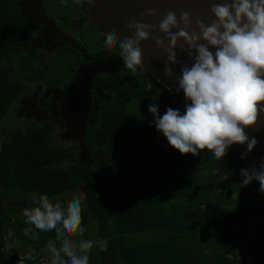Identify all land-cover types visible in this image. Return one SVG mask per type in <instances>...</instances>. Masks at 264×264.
Instances as JSON below:
<instances>
[{
	"label": "trees",
	"instance_id": "16d2710c",
	"mask_svg": "<svg viewBox=\"0 0 264 264\" xmlns=\"http://www.w3.org/2000/svg\"><path fill=\"white\" fill-rule=\"evenodd\" d=\"M26 24L18 0H0V264H51L47 247L55 234L25 236L22 210L33 206L29 195L47 194L64 205L77 198L78 188L86 232L76 242L93 241L89 264H243L237 257L245 253L244 264H262L264 224L252 221L258 228L253 236L247 215L264 213V204L227 209L234 201L218 190L230 193V178L215 179L244 168L236 151L230 147L221 160L207 150L198 156L173 147L153 153L158 141L149 104L158 105L162 116L169 107L183 113L185 103L151 71L132 74L120 58L93 77L97 96L82 137L89 162H70L74 151L53 144L55 120L7 123L28 84L41 86L36 104L45 111L51 90L68 87L83 61L77 47H63L47 62L33 45L16 39ZM252 188L242 186L247 195ZM7 241L14 246L6 247Z\"/></svg>",
	"mask_w": 264,
	"mask_h": 264
},
{
	"label": "clouds",
	"instance_id": "9594fccd",
	"mask_svg": "<svg viewBox=\"0 0 264 264\" xmlns=\"http://www.w3.org/2000/svg\"><path fill=\"white\" fill-rule=\"evenodd\" d=\"M210 10L215 17L210 24L198 15L194 21L188 11H181L178 21L176 13L169 10L158 25L131 19L126 23L133 33L131 37L119 39L113 30L105 44L112 48L118 42L123 64L132 74L144 65L141 42L150 39L155 43L156 58L166 55L165 77H173V65H182L175 91L185 96L184 112L169 107L161 116L158 105L148 106L155 117L156 131L171 147L181 155L198 156L207 150L221 160L232 145L246 144L241 157L244 159L258 143L245 130L255 128L264 113V0H225L213 4ZM155 14L153 8L142 13L149 17ZM157 31L163 35H152ZM210 47L215 48V53ZM177 49L193 63L188 65L178 59ZM168 90L173 94L171 88ZM3 142H10V138ZM259 168L241 169L242 184L248 186L256 180L259 191L264 193V161ZM32 204L22 210L28 225L24 235L38 240L37 231L55 234L48 244L51 264H89L93 241L76 242V237L86 232L80 199L73 198L62 205L40 194ZM249 231L252 232L250 228Z\"/></svg>",
	"mask_w": 264,
	"mask_h": 264
},
{
	"label": "water",
	"instance_id": "95a60500",
	"mask_svg": "<svg viewBox=\"0 0 264 264\" xmlns=\"http://www.w3.org/2000/svg\"><path fill=\"white\" fill-rule=\"evenodd\" d=\"M224 2L225 0H92L91 11L93 19L101 28L105 29L107 33L115 30L118 38L123 39L133 35L132 31L126 27V23L131 19L158 25L169 10L176 13L178 21L180 12L188 11L192 14L194 21L198 15L203 22L210 24L215 19L210 10L211 6ZM149 8L155 9L156 14L151 17L142 15ZM193 28H195V22ZM173 31H176V29H173ZM152 35L162 36L163 34L157 31ZM140 46L143 52V66L151 71L156 80L163 83L167 89L171 88V92L182 97V100L186 103L183 92L177 93L175 91L178 87L176 78L181 75L180 68L182 65H173V77L167 78L164 76L166 55L159 59L156 58L157 50L154 41L151 39L141 42ZM209 50L215 53V48L210 47ZM177 51L178 59L188 65L193 63L185 53L179 52V49ZM115 60L116 54L112 53L104 59H96L80 64L73 74L66 95L59 101L57 114L64 120L68 131L81 140L93 107L92 78L98 73L108 70ZM187 103H190V101H187ZM245 131L250 138L255 137L258 141L253 151L242 159V154L246 152L247 145L234 144L231 148L236 151L238 159L243 163V169L251 170L255 166L256 170H260V163L264 161V113H261L260 122L255 128H248ZM256 182L260 186L259 182Z\"/></svg>",
	"mask_w": 264,
	"mask_h": 264
},
{
	"label": "rangeland",
	"instance_id": "374dc122",
	"mask_svg": "<svg viewBox=\"0 0 264 264\" xmlns=\"http://www.w3.org/2000/svg\"><path fill=\"white\" fill-rule=\"evenodd\" d=\"M49 1V2H48ZM46 2H42L41 0H26L23 2V10L26 16H28V28L26 30L27 33H24L23 37L24 40H30L32 44H34L35 47L43 49L45 53L46 61L49 62L48 57L51 58L52 54L55 51V48L59 44L54 45H46L42 43L39 38H34L32 35L33 30L35 29V26L37 23L44 25L47 29L54 31L59 35L60 41L64 42L68 41L71 43L73 36L72 34L62 31L58 29L53 21V18L49 15V13H45V7L48 10L50 7H52L56 2H60V0H48ZM64 1V0H63ZM67 3H71L73 7H71V10H76L78 4V0H65ZM65 3H57L56 8H59V12L63 11ZM70 4H68V7ZM49 7V8H48ZM58 10V9H57ZM90 15L92 14L91 9L89 8ZM92 16V15H91ZM94 21V20H92ZM43 22V23H42ZM45 23V24H44ZM95 23V22H94ZM110 33H107V35ZM141 70L149 71L144 66L140 67L137 71V73H141ZM151 78H154L153 75H151ZM155 79V78H154ZM67 87H55L51 92V105L49 109L42 111L39 109V107L36 104V98L40 91H42L40 85H27V88L23 94V96L18 100L16 107L10 111L6 121L11 127L15 126H25L29 122L32 121H41V120H55L56 121V130L53 134V144L61 147L69 146L71 151H74V156L72 158H69L70 162H89L90 161V153L86 150L84 143L81 139L75 137L73 134H71L68 129L66 128L64 122L62 119L58 116L57 110H58V103L60 101L61 96L66 93ZM173 95H175L173 93ZM177 96V95H176ZM154 138L157 139V144L152 147L153 153L158 154L161 151H166L171 148V146L168 144L167 139L163 136L162 133H159L156 131V128L153 130ZM240 161V160H239ZM241 162V161H240ZM69 164V163H66ZM64 164V165H66ZM205 175H210V171L206 170L204 171ZM230 178V181L228 182V189L230 190V193H227V191H224L222 189H219L218 191L221 192V194L224 196L226 200H232L234 201L233 204H227V209H237L242 205H263L264 204V193H261L259 191L260 186L258 183L253 180L250 184L253 186L252 188V194H245L242 190V176L240 170L237 172L230 174L228 176H217L215 177L216 180L221 182H227ZM213 179V178H212ZM249 184V185H250ZM240 187L236 192H234L233 187ZM74 196L82 200V189L78 188L74 192ZM39 195H29V199L33 201L34 198H38ZM234 199V200H233ZM256 216H262L264 213L262 212H254L252 213ZM259 219V218H258ZM261 223V222H260ZM263 225V223H261ZM250 232V231H249ZM253 236H257L258 228L254 225V231L251 232ZM79 243V241H77ZM13 247L14 244L12 242H6V247ZM262 247L264 250V240L262 241ZM29 248V246H27ZM48 249V247H47ZM199 254H204V249H198ZM49 255L50 252L48 251ZM9 254H12L10 251ZM248 254H239L237 259L240 261V263H246L248 261Z\"/></svg>",
	"mask_w": 264,
	"mask_h": 264
},
{
	"label": "flooded vegetation",
	"instance_id": "af4514ba",
	"mask_svg": "<svg viewBox=\"0 0 264 264\" xmlns=\"http://www.w3.org/2000/svg\"><path fill=\"white\" fill-rule=\"evenodd\" d=\"M25 1L26 0H18V4H20V9H21L22 15L24 16V18L26 20H28V16L25 15L24 10H23L24 7L22 5L23 2H25ZM41 1L46 2V3L49 2L48 0H41ZM57 3H60V4L65 3L63 11L59 12V8L53 9V6L55 8ZM68 4H70L69 7H68ZM78 4H80V5L77 6L76 10H71L72 9L71 7H73V5H71L70 2L67 3L65 0L64 1L60 0V2H56L52 7H50V8L48 7L49 8L48 10L46 9V7L44 9L45 13H49V15L53 18L54 24L58 29L72 34L73 39H72L71 43H69L68 41L59 42L60 38H59V35L57 33H55L52 30L47 29L44 25L39 24V23H37V25L35 26V29L33 30V33L31 36H33L36 39L39 38V40L46 45L51 46V45H54L56 43L57 44L59 43L57 45V47L55 48V51L52 54V57L51 58L48 57L49 62H51V60L55 56L56 52L61 50L63 47H67L70 49L71 48L75 49L77 47L79 49V51L82 53V58H83L82 63L87 62V61H92V60L94 61L96 59H104V58L108 57L110 54L115 53L116 54V60L110 66V68H111L118 61V59L121 58L118 42L116 45H114L112 48H110L111 50L109 53L104 55L106 53L105 51H107V48H108L105 44L107 32L105 31V29L101 28L96 23V21L91 16L92 14L90 15L89 8L91 9L92 2H90V0H78ZM92 20H94V21H92ZM65 22L70 23L69 24L70 26H68V28L64 27ZM27 28H28V23L26 24V28L16 36V39L18 38L21 42L30 43L31 45L34 46V44H32V42L30 40H27V41L24 40L23 35H24V33H27L26 32ZM80 43H82V45ZM35 49H37L40 53H42V55L45 58L46 55H45L43 49L37 48V47H35ZM77 67H76V69H77ZM70 82H71V80H70ZM68 87H67V89H68ZM94 88L95 87L93 86L92 105H94V102L96 101V96H97L96 93L93 94L94 91L95 92L97 91V90H94ZM67 89H66V93H67ZM52 90H51V92H52ZM66 93H64L61 96V98L63 96H65ZM100 94L101 93L98 92L99 96H100ZM50 101H51V99H50ZM50 105H51V103H50ZM58 106H59V103H58ZM92 109H93V107H92ZM92 109H91L90 113L92 112ZM62 121L64 122L63 119H62ZM64 124H65V122H64Z\"/></svg>",
	"mask_w": 264,
	"mask_h": 264
},
{
	"label": "built area",
	"instance_id": "2783aa9c",
	"mask_svg": "<svg viewBox=\"0 0 264 264\" xmlns=\"http://www.w3.org/2000/svg\"><path fill=\"white\" fill-rule=\"evenodd\" d=\"M258 218H259V219H258ZM254 219H256V220H258V221H260L261 223L264 224V215H262V216H256V215H253L252 213H249V214L247 215V220H248L249 223L251 224V225H250V229H251L252 231H254V224H252V221H253ZM262 264H264V260L262 261Z\"/></svg>",
	"mask_w": 264,
	"mask_h": 264
}]
</instances>
